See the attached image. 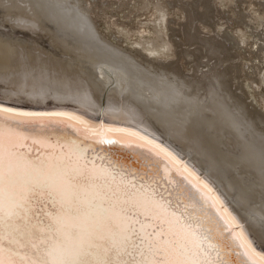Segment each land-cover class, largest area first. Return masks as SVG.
<instances>
[{
	"label": "bare ground",
	"instance_id": "6f19581e",
	"mask_svg": "<svg viewBox=\"0 0 264 264\" xmlns=\"http://www.w3.org/2000/svg\"><path fill=\"white\" fill-rule=\"evenodd\" d=\"M247 1H169L181 13L171 19L174 52L156 54L104 32L95 1L0 0V102L58 110L0 106L12 118L5 130L24 133L19 151L33 159L76 162L78 146L98 188L152 185L167 197L169 181L186 176L264 264V105L255 92L264 86V0L254 12ZM243 52L253 64L241 63ZM223 258L250 264L235 247Z\"/></svg>",
	"mask_w": 264,
	"mask_h": 264
},
{
	"label": "snow or ice",
	"instance_id": "6c2138e0",
	"mask_svg": "<svg viewBox=\"0 0 264 264\" xmlns=\"http://www.w3.org/2000/svg\"><path fill=\"white\" fill-rule=\"evenodd\" d=\"M8 119L0 113V264H229L233 247L257 264L247 233L214 215L186 176L169 181L167 197L152 185L98 188L78 146L76 162L33 159L19 151L24 133L5 130ZM48 203L54 213L44 211Z\"/></svg>",
	"mask_w": 264,
	"mask_h": 264
},
{
	"label": "rangeland",
	"instance_id": "374dc122",
	"mask_svg": "<svg viewBox=\"0 0 264 264\" xmlns=\"http://www.w3.org/2000/svg\"><path fill=\"white\" fill-rule=\"evenodd\" d=\"M169 1L174 2L175 0H88L89 3H96V16L99 26L104 32L109 31V33L113 34L115 31L119 33L120 38H124V41L127 43L126 46H133L156 54L174 52L173 42L170 39L174 28L171 19L175 16L180 17L181 13L178 8L169 6ZM183 1L195 2L196 0ZM215 1L220 4L219 6H224V8L231 7V0ZM257 2L259 1L248 0L246 2V9L254 12V10L258 9L256 7ZM254 16L258 18L259 15L254 13ZM113 25L116 29H113ZM232 25L237 26L236 24ZM234 26L230 28L233 34L241 35V31ZM220 28H223L222 31L226 30L224 26ZM205 30L208 31V29ZM196 46L192 45L191 47L193 48L190 49L194 50ZM185 47L184 45L183 48ZM243 53L244 56L242 55L243 57H241V63L246 65L253 64L255 58L250 53L247 54L248 52ZM255 92H257L258 98L262 99L259 98L264 105V86H261L258 90L256 89ZM29 106L38 107L37 105ZM107 126L109 127V125Z\"/></svg>",
	"mask_w": 264,
	"mask_h": 264
},
{
	"label": "water",
	"instance_id": "95a60500",
	"mask_svg": "<svg viewBox=\"0 0 264 264\" xmlns=\"http://www.w3.org/2000/svg\"><path fill=\"white\" fill-rule=\"evenodd\" d=\"M0 106L6 107V108H10V109H14V110H21V111H27V112H35V113H48V112H54V111H58L57 109H53V108H44V107H30V106H25V105H15V104H11L8 105L7 103H1L0 102ZM52 109V110H51Z\"/></svg>",
	"mask_w": 264,
	"mask_h": 264
}]
</instances>
